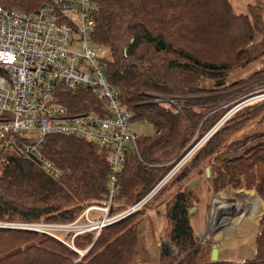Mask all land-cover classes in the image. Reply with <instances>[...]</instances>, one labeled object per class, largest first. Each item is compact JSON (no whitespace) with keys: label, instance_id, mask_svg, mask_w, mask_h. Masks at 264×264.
<instances>
[{"label":"trees","instance_id":"trees-1","mask_svg":"<svg viewBox=\"0 0 264 264\" xmlns=\"http://www.w3.org/2000/svg\"><path fill=\"white\" fill-rule=\"evenodd\" d=\"M49 2L0 0V6L34 13ZM94 2L92 38L108 50L104 60L108 83L120 103L134 113L133 123L145 121L155 130L151 137H138V153L127 156L110 216L148 196L192 147L218 127L149 206L168 186L191 180L193 171L206 163L211 166L214 193L255 188L264 202V101L225 119L253 96L247 95L250 91L264 89V0H253L249 13L239 17L229 0ZM259 60L263 67L257 73L232 85L226 82L231 72ZM203 81L214 82L213 89L204 88ZM86 102L98 104L84 90L61 96L72 112H90ZM44 153L65 172L64 178L54 180L34 163L0 157V223L67 225L88 208L106 205L111 171L105 149L52 136ZM193 191L181 186L166 203L165 239L177 254L151 255V264H264V214L254 258L244 263L211 261V245L199 246L191 224ZM143 213L103 228L97 238L96 232L76 237L75 249L43 233L0 229V264H138Z\"/></svg>","mask_w":264,"mask_h":264},{"label":"built area","instance_id":"built-area-1","mask_svg":"<svg viewBox=\"0 0 264 264\" xmlns=\"http://www.w3.org/2000/svg\"><path fill=\"white\" fill-rule=\"evenodd\" d=\"M96 11L94 0H51L34 13L0 6V157L34 163L51 179L61 180L65 172L44 151L48 138L63 136L105 149L111 171L106 205L88 208L76 222L0 223V229L43 233L73 249L63 234L74 240L96 232L97 238L103 228L137 213L209 137L193 147L143 200L110 216L126 158L138 153V136L132 127L134 113L120 103L108 83L104 67L108 50L92 38ZM70 90L87 91L98 104L86 102L90 112H72L61 103V96ZM255 100L251 97L238 106ZM94 211L104 218L91 220Z\"/></svg>","mask_w":264,"mask_h":264},{"label":"rangeland","instance_id":"rangeland-1","mask_svg":"<svg viewBox=\"0 0 264 264\" xmlns=\"http://www.w3.org/2000/svg\"><path fill=\"white\" fill-rule=\"evenodd\" d=\"M250 2L253 3V0H232L233 6L237 12L236 15L241 16L242 13L239 12L238 8L241 7L242 4H246ZM243 13L248 14L249 10L244 11ZM249 73H250V68L245 70L242 69L236 75H234L233 80L237 81L239 79H242L244 76L249 75ZM232 82L233 81L229 82L230 85L234 84V82L233 83ZM203 86L204 88H208L205 84H203ZM256 93H258V95H256ZM250 94H253V96L257 97L258 99L255 100V102H253V105L257 104L258 102L264 101V89H260V90L254 89L250 91L247 95ZM253 96L251 97L254 98ZM240 104H237L231 110V112H229V114L225 117V119L228 118L229 115H232L238 110L243 109V107H245L246 105L248 106L251 105V104H246V105L244 104L243 106L239 107L238 105ZM132 127L134 133L138 137H144V138L151 137L155 133V130L152 127V125H150L145 121H135ZM210 132H209V138L211 136ZM206 140L207 139L203 140L204 142L201 144L202 146L207 142ZM200 142L198 144H200ZM202 146H200V148ZM196 152L197 150L194 153H191V157L188 159L186 165H188L191 162V160L193 161ZM207 169L210 170V175H208ZM192 175L193 178H191V180L187 179L182 183H177V184L175 183L172 184L171 186H168L166 192H164L160 198H157L151 206H149V204L153 202L155 197L152 198L141 209V211H144L143 218L145 220L140 227L139 249L142 253V258L138 264H151L153 260L150 259V256L156 255L157 253L163 254V251H167L170 255L173 256L177 254V251L174 248V246L165 239V228L167 223L164 218V214L166 211V203L169 201L170 196L173 193H175L181 186L187 189H191V188L194 189L193 194L196 201L194 204V208L191 209L190 211V217H191L192 227L194 228L195 234L198 238L199 246L206 247L208 245H211V250L213 251L214 243H216L218 239L223 240L224 236L226 235L230 240L225 242L227 243V245L225 247V250H223V254H222V258L224 259V261L230 263L233 262L244 263L248 259L254 258L253 257L255 252L254 240L257 237L259 231L258 225L256 224V222H253V219L251 218H247L246 220H244L246 218L245 216L246 211L242 214V216H239L238 213L240 211L239 209H243V210L245 209L247 210V212H249L250 207L252 208V206H253V210L256 209L255 199L257 198L250 199V197H248L249 193H247L251 191L255 192L256 191L255 188L252 189L228 188L223 191L214 193L213 185H211L212 170H211V166L209 164L207 165V163L201 166L200 168L194 170ZM239 190L242 192H240ZM213 194H215V196L220 195L219 197L221 198L219 199L218 197H216L214 199ZM217 202L220 205L216 204ZM245 202H247V204H245ZM260 202L261 199L259 200V203ZM263 204L261 210L258 211L260 218L263 216L262 213L264 209ZM103 218L104 215L101 212H97V211L92 212L90 215V219L94 221H98ZM80 223L83 224L86 222L84 220H81ZM238 231L240 234L245 235L244 238L239 239L237 236L236 237L231 236L237 234ZM63 237H65V239L67 238L66 240L68 242H71L72 244L75 240V239L73 240L71 237L68 238V235L66 233L63 234ZM201 238L202 241L204 239L206 240V242L201 244L202 242L200 240ZM225 243L223 244V246H225ZM167 246H169V248Z\"/></svg>","mask_w":264,"mask_h":264},{"label":"crops","instance_id":"crops-1","mask_svg":"<svg viewBox=\"0 0 264 264\" xmlns=\"http://www.w3.org/2000/svg\"><path fill=\"white\" fill-rule=\"evenodd\" d=\"M230 2H231V5H232V8H234V6H233V3H232V0H230ZM251 3L252 2H250V3H246V4H242V6L241 7H239L238 8V10H239V12L240 13H242L241 15H245L243 12L244 11H248L249 10V6L251 5ZM243 10V11H242ZM234 11H235V13H237L236 12V9L234 8ZM237 16H240V15H237ZM263 20H264V18H263ZM263 67V60H259V61H257L256 63H253V64H251V65H249L247 68H243V70H245V69H248V68H250V73H249V75H247V76H244L242 79H239V80H237V81H234L233 79V77H234V75H236L240 70H242V69H239V70H236V71H233V72H231L229 75H228V78H227V83H229V82H231V81H233L234 83H236V82H239V81H242L243 79H247V78H249V77H251L253 74H255V73H257L261 68ZM204 82V84L208 87V88H206V89H208V90H211V89H213V86H214V82H210V81H203ZM232 82V83H233ZM229 85H230V83H229ZM240 191V190H239ZM214 192V191H213ZM240 192H242V191H240ZM247 193H249L248 194V197H250V199H254V198H257L255 201V208L256 209H254L253 210V206H252V208L250 207V211L249 212H247V210H243V209H239L240 211H239V213H238V215L239 216H242V214L246 211V218L244 219V220H246L247 218H250L251 217V219L253 218V222H257V225H258V228H259V223H260V220H261V218H260V216H259V212L258 211H260L261 210V208H262V204L264 203L263 202V200L261 199V198H258V196H257V192L255 191H251V192H247ZM214 196H213V198L215 199L216 197H219L220 195H217V196H215V194H213ZM261 199V202L259 203V200ZM229 201H231V200H229ZM252 203H253V201H252ZM216 204H218V205H220L218 202L216 203ZM245 204H247V202H245ZM264 205V204H263ZM241 206V205H240ZM264 207V206H263ZM253 211H257V212H255V213H253ZM264 212V209H263V211H262V213ZM261 213V212H260ZM264 214V213H263ZM248 216H250V217H248ZM253 216V217H252ZM257 216V217H256ZM260 218V219H259ZM259 219V220H258ZM192 224V223H191ZM259 231H260V228H259ZM259 231H258V234H259ZM258 234H257V236H258ZM232 237H238L239 239H241V238H244V236L245 235H243V234H240L239 233V231H238V233L237 234H235V235H231ZM231 237V238H232ZM228 240H230L226 235L224 236V238H223V240H220V239H218V241L216 242V243H214V244H216L217 245V249H218V258H219V261H224V259L222 258V254H223V250H225V247H226V245H227V243H225V242H227ZM225 243V246H223V244ZM254 256V255H253Z\"/></svg>","mask_w":264,"mask_h":264},{"label":"water","instance_id":"water-1","mask_svg":"<svg viewBox=\"0 0 264 264\" xmlns=\"http://www.w3.org/2000/svg\"><path fill=\"white\" fill-rule=\"evenodd\" d=\"M215 130L213 131V134L215 133ZM207 170H208L207 171L208 175H210V170L209 169H207ZM163 254L169 255V253L167 251H163ZM211 259H212V262L213 263H217L219 261V258H218V249H217V245L216 244L213 245V251H212Z\"/></svg>","mask_w":264,"mask_h":264},{"label":"bare ground","instance_id":"bare-ground-1","mask_svg":"<svg viewBox=\"0 0 264 264\" xmlns=\"http://www.w3.org/2000/svg\"><path fill=\"white\" fill-rule=\"evenodd\" d=\"M250 211V210H249ZM251 212V211H250ZM255 212H257V211H253V213H255ZM258 213V212H257ZM262 214V213H261ZM248 217H250V216H248ZM253 217V216H252ZM257 217V216H256ZM251 218V217H250ZM253 219V218H252ZM240 221V220H239ZM256 224H257V222H256ZM215 226V225H214ZM257 232V231H256ZM168 248H169V246H167Z\"/></svg>","mask_w":264,"mask_h":264}]
</instances>
